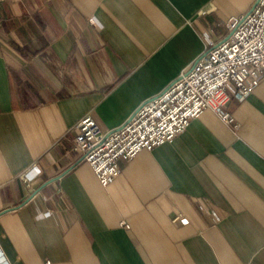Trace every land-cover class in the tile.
<instances>
[{"label": "crops", "instance_id": "crops-1", "mask_svg": "<svg viewBox=\"0 0 264 264\" xmlns=\"http://www.w3.org/2000/svg\"><path fill=\"white\" fill-rule=\"evenodd\" d=\"M257 0H0V264H264V78L103 187L73 147L127 123Z\"/></svg>", "mask_w": 264, "mask_h": 264}, {"label": "built area", "instance_id": "built-area-1", "mask_svg": "<svg viewBox=\"0 0 264 264\" xmlns=\"http://www.w3.org/2000/svg\"><path fill=\"white\" fill-rule=\"evenodd\" d=\"M251 9L230 20L222 43L204 53L123 126L105 130L91 114L79 121L73 149L103 187L121 175V160L131 161L141 151L173 141L205 111L215 112L227 125L234 123L227 111L229 91L246 98L264 78V0H257Z\"/></svg>", "mask_w": 264, "mask_h": 264}]
</instances>
